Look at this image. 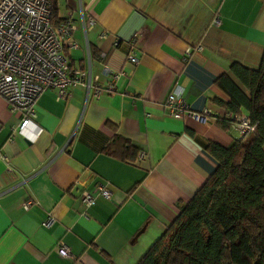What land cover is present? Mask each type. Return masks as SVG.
Returning a JSON list of instances; mask_svg holds the SVG:
<instances>
[{"label": "crops", "instance_id": "crops-1", "mask_svg": "<svg viewBox=\"0 0 264 264\" xmlns=\"http://www.w3.org/2000/svg\"><path fill=\"white\" fill-rule=\"evenodd\" d=\"M56 1L59 19L71 11L76 25L68 64L89 66L101 84L103 64L122 74L98 99L81 86L64 100L42 92L24 136L11 133L20 120L0 97V264H136L216 169L204 145L235 137L219 124L225 110L214 99L225 96L215 80L234 62L257 68L264 0ZM169 93L210 115L170 116ZM113 141L118 152L124 141L136 148L135 161L107 153ZM87 181L110 197L84 207L74 188ZM60 242L70 257L58 254Z\"/></svg>", "mask_w": 264, "mask_h": 264}, {"label": "trees", "instance_id": "trees-1", "mask_svg": "<svg viewBox=\"0 0 264 264\" xmlns=\"http://www.w3.org/2000/svg\"><path fill=\"white\" fill-rule=\"evenodd\" d=\"M50 1L51 22L57 23L58 2ZM228 68L215 80L225 99L214 102L225 113L245 114L253 130L227 146L204 145L216 169L177 204L175 219L136 264H264V49L257 68L236 62ZM219 124L228 130L225 115ZM114 141L105 151L133 163L138 150L124 141L118 152Z\"/></svg>", "mask_w": 264, "mask_h": 264}, {"label": "built area", "instance_id": "built-area-1", "mask_svg": "<svg viewBox=\"0 0 264 264\" xmlns=\"http://www.w3.org/2000/svg\"><path fill=\"white\" fill-rule=\"evenodd\" d=\"M51 11L50 0H0V97L10 113L20 120L16 128H11V133L23 135L27 124L33 123L36 99L42 92L51 89L58 100H64L71 88L81 86L85 89V98L98 99L113 92V84L122 74L103 64L101 73L108 76V81L101 84L99 76L91 74L89 66L83 70L70 66L64 49L77 46L72 37L76 29L72 13L69 11L57 23H52ZM82 22L85 29L93 19L87 18ZM131 43H135L133 39ZM126 58L132 65L138 62L134 49ZM164 105L170 116L186 113L194 119L205 120L210 115L207 109L200 113L190 112L184 99L176 93L167 94ZM224 115L229 121L228 131L236 138L253 130L245 114L226 112ZM141 156L139 154L138 157ZM0 159L7 160L1 154ZM110 194L106 186L97 184L90 190L83 189L79 196L82 205L89 207L97 196L109 198ZM30 203H23V209H27ZM51 221L48 218L44 224ZM57 246L61 257L71 256L65 244L60 242Z\"/></svg>", "mask_w": 264, "mask_h": 264}, {"label": "water", "instance_id": "water-1", "mask_svg": "<svg viewBox=\"0 0 264 264\" xmlns=\"http://www.w3.org/2000/svg\"><path fill=\"white\" fill-rule=\"evenodd\" d=\"M87 183H89V181H87L83 185L75 186V188H74L75 194H79L84 189V187L87 185Z\"/></svg>", "mask_w": 264, "mask_h": 264}]
</instances>
